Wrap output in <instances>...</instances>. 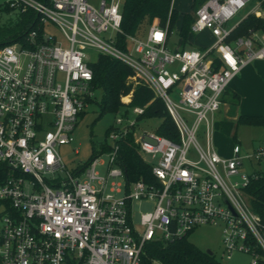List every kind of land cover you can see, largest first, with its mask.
<instances>
[{"label":"built area","instance_id":"1","mask_svg":"<svg viewBox=\"0 0 264 264\" xmlns=\"http://www.w3.org/2000/svg\"><path fill=\"white\" fill-rule=\"evenodd\" d=\"M248 1L199 5L190 34L208 31L214 39L199 50L169 48L173 32L156 20L145 38L125 35L121 50L116 36L124 0H99L96 7L88 0L6 1L12 11L36 13L43 40L35 43L32 32L28 47L0 46V162L10 169L0 184V264H161L145 257L147 242L215 224L222 226L225 259L233 252L248 254L250 264L264 259V225L245 191L264 171V145L244 152L236 143L222 157L208 137L204 146L196 140L230 81L264 60V34L227 41L235 27L229 22ZM47 24L59 35L47 32ZM88 49L122 62L151 89L176 130L175 141L155 130L135 135L136 121L124 114L108 133L112 144L104 163L97 155L75 173L65 168L57 147L71 142L93 96ZM130 110L136 118L144 113ZM130 134L139 156L150 159L142 158L149 182H128L119 163L118 140ZM57 173L65 175L44 178ZM141 201L153 207L135 225L133 207Z\"/></svg>","mask_w":264,"mask_h":264},{"label":"trees","instance_id":"2","mask_svg":"<svg viewBox=\"0 0 264 264\" xmlns=\"http://www.w3.org/2000/svg\"><path fill=\"white\" fill-rule=\"evenodd\" d=\"M203 1L205 0H195L191 6V14L183 16L179 31L182 38L181 49L185 47L187 36L190 34L193 13ZM5 7L9 9L7 4ZM120 14L121 34L116 36V46L121 50H126L125 35L138 36L155 20L160 27H167L170 33L173 32L172 29L177 20V12L172 7V0H124ZM18 15L19 19L15 25L0 33V46L18 43L22 47H28L29 35L32 32L35 33V43L43 40V26L40 24L36 13L32 10H26L23 13H18ZM254 33L264 34V18L248 14L233 28L227 41L231 42L240 37H249ZM89 67L92 71L91 89L92 91L98 89L101 92V99L98 103L101 115L105 112H116L120 107L144 108V113L138 118L162 120L163 122L157 126L155 132L172 141L176 140V130L164 105L153 95L146 84L135 78L134 72L128 66L109 56L98 54L96 61L89 63ZM126 96H129L130 99L127 104H124L121 102V98ZM91 99L87 102L89 103ZM238 102L239 96L232 93L231 103L237 105ZM237 125L264 127V116L239 115L234 124L230 121L221 122L219 129L223 134L234 137ZM110 129L113 127L107 131ZM105 147L109 150L107 145ZM117 153L119 163L125 171L128 182L137 180L149 182L151 180L150 167L137 153L131 134L118 140ZM9 174L10 169L0 162V184L6 181ZM245 191L251 210L259 216L264 225V171L257 178L250 180ZM143 251L146 258L157 260L161 264H217L213 256L188 242L187 235L171 241L147 242ZM258 264H264V259H259Z\"/></svg>","mask_w":264,"mask_h":264},{"label":"rangeland","instance_id":"3","mask_svg":"<svg viewBox=\"0 0 264 264\" xmlns=\"http://www.w3.org/2000/svg\"><path fill=\"white\" fill-rule=\"evenodd\" d=\"M6 1L7 0H0V33L4 29L14 26L19 19L17 12L5 7ZM98 1L99 0H88V2L95 7ZM194 2L195 0H172V7L177 12V20L172 29L173 35L168 40L169 48H180L182 38L179 31L182 19L184 15L191 14V6ZM255 4L256 0H249L246 7L238 11L232 18L229 25H234L238 22ZM147 30L148 27L145 28L140 35L135 37L145 38ZM48 31L53 35H59V31L51 24H47V32ZM213 42L214 39L207 31L195 35L188 34L184 48L204 49L210 47ZM85 54L87 55L89 63H94L98 56L92 49L86 50ZM255 63L257 62L253 61L248 66L254 65ZM259 63L264 64V61ZM259 73H261L260 69L257 68V71L251 74L250 83L246 84L244 87L246 93L241 98L238 106L222 103L212 116L208 115L209 128L206 129L205 123L199 125L196 133V140L200 146H204L205 137H208L211 146L219 156L229 157L231 149L236 143L240 144L244 152H250L252 148L262 147L264 145V128L262 127L237 125L234 131V137L232 135L227 136L223 134L219 129V125L223 121H230L234 124L237 115L242 112H250L255 109L264 110V75ZM100 99L101 92L95 89L91 101L87 103L85 109L78 117L77 123L71 134V142L57 147L63 165L71 173L81 170L96 154L99 155L101 163L107 160L109 157V150L105 146L112 144L107 134L109 131L107 130L114 126L117 117L123 116L126 112L130 115L131 119L136 121L137 127L132 128L135 135L139 132L137 129L153 131L163 122L157 118H136L132 116L131 110L128 107H120L116 112H105L101 115L98 104ZM129 99V96L123 97L121 98V102L127 104ZM142 158L144 161L150 160L147 156H142ZM99 169L104 171L102 167H99ZM244 169L245 171L248 170L246 166H244ZM64 175V173H57L54 176L45 175L44 178L51 180L55 176L64 177ZM152 207L153 204L149 201L135 203L133 207L134 224L138 225L140 215L151 211ZM221 230V224L200 226L187 235V241L201 250H210L217 264H250V256L242 252H233L228 260L225 259L221 243Z\"/></svg>","mask_w":264,"mask_h":264},{"label":"crops","instance_id":"4","mask_svg":"<svg viewBox=\"0 0 264 264\" xmlns=\"http://www.w3.org/2000/svg\"><path fill=\"white\" fill-rule=\"evenodd\" d=\"M264 0H256V4L249 9L246 14H244L240 20L238 22H236L234 24V26H236L243 18H245L248 14H253L256 16H261L264 18ZM233 26V25H230ZM208 32V31H207ZM209 33V32H208ZM259 34V33H257ZM264 60H257L254 65L248 66L251 63H249L248 65H246L244 68H242L240 70V72L238 73L237 76L234 77V79H232V81L230 82L229 86L226 88L225 93L223 94V98H222V103L223 104H229L231 106H238L239 102L241 101V98L245 95V85L250 83V79H251V74H254L255 71H257V68L260 69L259 74H263L264 75V64L263 63H259L262 62ZM255 62V61H254ZM257 66V67H256ZM232 93H235L236 95L239 96V102L237 105H234L231 103L232 101ZM239 115H250V116H264V110H251L250 112H242L240 114L237 115V117ZM264 128V127H262ZM253 149V148H252Z\"/></svg>","mask_w":264,"mask_h":264},{"label":"water","instance_id":"5","mask_svg":"<svg viewBox=\"0 0 264 264\" xmlns=\"http://www.w3.org/2000/svg\"><path fill=\"white\" fill-rule=\"evenodd\" d=\"M205 253H207L210 256H213V253L210 250H208V249L205 250Z\"/></svg>","mask_w":264,"mask_h":264}]
</instances>
